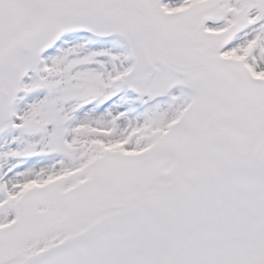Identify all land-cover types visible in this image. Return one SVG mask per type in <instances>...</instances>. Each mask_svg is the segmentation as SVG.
<instances>
[{
  "label": "snow or ice",
  "instance_id": "obj_1",
  "mask_svg": "<svg viewBox=\"0 0 264 264\" xmlns=\"http://www.w3.org/2000/svg\"><path fill=\"white\" fill-rule=\"evenodd\" d=\"M0 264H264V0H0Z\"/></svg>",
  "mask_w": 264,
  "mask_h": 264
}]
</instances>
